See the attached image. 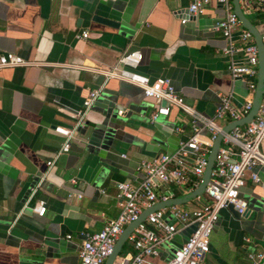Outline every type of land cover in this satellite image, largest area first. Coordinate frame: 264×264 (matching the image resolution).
I'll return each mask as SVG.
<instances>
[{
    "label": "crops",
    "instance_id": "1",
    "mask_svg": "<svg viewBox=\"0 0 264 264\" xmlns=\"http://www.w3.org/2000/svg\"><path fill=\"white\" fill-rule=\"evenodd\" d=\"M188 4L0 0V54L30 63L0 70V264H78L81 234L98 232L119 212L115 184L136 185L137 162L173 152L190 135V119L178 108L150 124L147 116L156 105L139 88L99 73L124 52L141 55L133 72L150 80L168 78L183 103L205 117L213 114L218 95L230 94L236 107L247 99L246 83L229 79L218 55L223 40L211 30L223 8L212 1L202 14L189 15ZM94 16L118 28L93 22ZM256 20L253 25L264 35V18ZM82 31L84 40L77 38ZM90 91L97 97L78 128L76 113ZM54 127L71 131L67 153L59 154L64 138L51 132ZM200 137L206 140L207 132ZM255 171L259 182L246 178L239 191L246 212L241 217L219 212L200 264H251L247 249L264 252V168ZM169 192L172 198L184 195L172 187ZM39 200L45 204L42 216L33 211ZM194 201L189 208L207 199ZM191 229L163 244L153 263L163 264Z\"/></svg>",
    "mask_w": 264,
    "mask_h": 264
},
{
    "label": "built area",
    "instance_id": "2",
    "mask_svg": "<svg viewBox=\"0 0 264 264\" xmlns=\"http://www.w3.org/2000/svg\"><path fill=\"white\" fill-rule=\"evenodd\" d=\"M212 1L221 5L224 11L223 17L215 20L211 27L212 32L219 34L223 40L218 55L225 59L229 79H240L246 83L247 99L236 107L230 94L218 95L213 114L205 117L183 103L168 78L150 80L133 72L141 61L138 51L124 52L113 67L99 72L105 78H113L139 88L143 97L156 105L147 116L148 123H156L159 118L169 114L170 108L175 107L189 117L191 133L186 140L178 142L173 152L137 162L135 170L140 173L141 180L136 185L129 182L115 184L114 197L119 212L114 219L104 222L98 232L81 234L78 264H104L117 237L128 224L134 222L145 209L173 197L169 188H176L184 194L195 189L200 183L211 144L221 132L219 123L239 121L250 110L256 86L257 51L252 35L241 27L233 14L230 0H189L187 13L200 15ZM238 4L244 15L264 14V0H238ZM180 23L184 24L185 20L181 19ZM77 38L86 39L87 32H80ZM260 40L264 49V35L260 36ZM29 65V62L13 53L0 54V70ZM262 81L263 88L256 115L249 123L234 126L221 137L208 182L201 195L207 202L195 208L170 206L149 213L123 243L128 249L120 255L119 250L111 264H155L153 260L158 258L160 247L170 241L179 230L189 226L192 229L187 239L163 264H200L208 253V239L219 212L231 208L239 217L244 215L247 202L240 197L239 191L246 178L251 183H258L255 169L264 168V153L261 152L264 143V74ZM96 97L97 93L90 91L83 99V110L76 113L78 128L84 126L85 111ZM122 114L123 111H116L117 116ZM174 131L178 132L179 129L174 128ZM202 131L208 134L206 140L200 137ZM51 132L64 138L59 154L67 153L71 131L54 127ZM201 196L193 200L198 201ZM72 197L80 198L79 195H68V198ZM44 210V202L37 201L34 213L42 216ZM262 212L264 214V209ZM66 238L69 239L70 236ZM243 242L248 243L249 240L244 238ZM245 253L251 264H264V252L247 249Z\"/></svg>",
    "mask_w": 264,
    "mask_h": 264
},
{
    "label": "water",
    "instance_id": "3",
    "mask_svg": "<svg viewBox=\"0 0 264 264\" xmlns=\"http://www.w3.org/2000/svg\"><path fill=\"white\" fill-rule=\"evenodd\" d=\"M231 6H232V12L236 16L241 27L244 28L245 30H247L252 35V37L254 39L255 46H256V51H257L256 86H255V91H254V94L252 97L250 110L239 121L232 122V123H230V125L223 127L221 129V132L216 135V137L213 140L211 147L208 151L207 158H206V165H205V168H204V171L202 173L200 183L198 184V186L187 194H184V195H181L179 197L172 198V199H167L166 201H163V202L155 203L154 205L150 206L146 210L142 211L141 214L138 216V218L134 222H131L130 224H128L122 230V232L119 234V236L117 237V240L114 243L112 252L107 257L104 264H111L112 263L116 254L120 250L121 246L123 245V243L127 239L129 233L135 228V226L138 223L143 221L145 216H147L149 213L156 211V210H159V209L164 208V207L184 205V204L192 201L196 197L201 196L203 191H204V187H205L206 183L208 182L209 175H210L211 168H212V164L214 161V157H215L216 151L219 147V142L221 140L223 133L228 132L234 126H241V125L249 123L251 121V119L256 115L257 108H258L260 98H261L262 88H263V81L262 80H263V74H264V58H263L264 49H263V45L261 44L259 31L242 13V11L239 7V4H238V0H231ZM92 21L96 22L100 25L107 26V27L118 28L117 22H114V21H111L108 19H103V18H99V17L94 16V17H92ZM163 104L164 103H161V105H163ZM228 210L231 211L236 217H239V215H237L236 212L233 211L231 208H228Z\"/></svg>",
    "mask_w": 264,
    "mask_h": 264
},
{
    "label": "rangeland",
    "instance_id": "4",
    "mask_svg": "<svg viewBox=\"0 0 264 264\" xmlns=\"http://www.w3.org/2000/svg\"><path fill=\"white\" fill-rule=\"evenodd\" d=\"M246 18L249 19L251 22H253V24H257V20L256 18H254V15H246ZM204 198V196H201V199ZM197 204L194 200L190 201L189 203H186L184 205H182L183 208H189L191 207V205H195ZM128 247L127 245H123V247L120 249L119 251V255L122 254L123 252H125V250H127Z\"/></svg>",
    "mask_w": 264,
    "mask_h": 264
},
{
    "label": "trees",
    "instance_id": "5",
    "mask_svg": "<svg viewBox=\"0 0 264 264\" xmlns=\"http://www.w3.org/2000/svg\"><path fill=\"white\" fill-rule=\"evenodd\" d=\"M254 18L260 20L261 18H264V14H262V13L261 14H255ZM251 23L253 24V22H251Z\"/></svg>",
    "mask_w": 264,
    "mask_h": 264
}]
</instances>
